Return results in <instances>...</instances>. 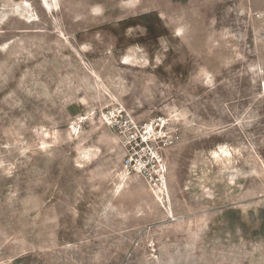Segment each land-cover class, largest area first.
<instances>
[{
    "label": "rangeland",
    "instance_id": "1",
    "mask_svg": "<svg viewBox=\"0 0 264 264\" xmlns=\"http://www.w3.org/2000/svg\"><path fill=\"white\" fill-rule=\"evenodd\" d=\"M0 264H264V0H0Z\"/></svg>",
    "mask_w": 264,
    "mask_h": 264
},
{
    "label": "bare ground",
    "instance_id": "2",
    "mask_svg": "<svg viewBox=\"0 0 264 264\" xmlns=\"http://www.w3.org/2000/svg\"><path fill=\"white\" fill-rule=\"evenodd\" d=\"M151 126H152V125H151ZM149 129H150V127H149ZM151 130H152V129H151ZM151 130H150V131H151ZM150 133H151V132H150Z\"/></svg>",
    "mask_w": 264,
    "mask_h": 264
}]
</instances>
